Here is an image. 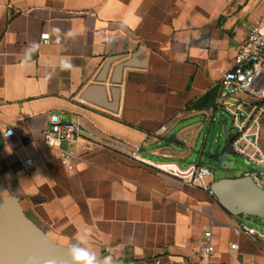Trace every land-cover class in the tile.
<instances>
[{
	"label": "crops",
	"instance_id": "crops-1",
	"mask_svg": "<svg viewBox=\"0 0 264 264\" xmlns=\"http://www.w3.org/2000/svg\"><path fill=\"white\" fill-rule=\"evenodd\" d=\"M263 11L264 0H0V196L55 244L82 240L115 264H264V242L234 231L244 217L154 167L183 169L194 144L211 150L220 72ZM50 115L81 120L73 171L42 142ZM205 159L189 166L212 169ZM218 179L213 170L210 186Z\"/></svg>",
	"mask_w": 264,
	"mask_h": 264
},
{
	"label": "built area",
	"instance_id": "built-area-1",
	"mask_svg": "<svg viewBox=\"0 0 264 264\" xmlns=\"http://www.w3.org/2000/svg\"><path fill=\"white\" fill-rule=\"evenodd\" d=\"M47 34H43L47 40ZM215 109L228 114L232 119V141L228 144L234 153L242 155L247 164H252L254 170L244 173L261 186L262 168L264 172V151L260 144L261 123L264 117V11L257 20L246 39L238 48L235 55V66L220 72V89L215 101ZM223 117L220 115V120ZM12 128H5L3 136L13 134ZM82 136L81 120L65 123L57 115H50L48 126L42 133V142L45 146L55 148L59 152L60 163L69 171L76 167V156L71 146L77 143ZM131 158L144 162L136 151ZM28 163L31 159L27 160ZM156 169L182 179L190 186H198L210 191L208 179L213 170L206 165H191L186 169L180 168L174 162H165L154 166ZM235 233L243 234L254 242H264V229L240 221L234 229ZM232 250L238 249L237 243H231ZM213 251L211 233L204 235L201 253L209 255ZM159 262H157L158 264Z\"/></svg>",
	"mask_w": 264,
	"mask_h": 264
},
{
	"label": "water",
	"instance_id": "water-1",
	"mask_svg": "<svg viewBox=\"0 0 264 264\" xmlns=\"http://www.w3.org/2000/svg\"><path fill=\"white\" fill-rule=\"evenodd\" d=\"M138 54H135L136 57ZM119 57H110L103 67L101 77L98 81H105L111 63ZM130 61H125L116 67L117 75L123 67L130 66ZM113 83L118 81L113 80ZM223 117L217 122L221 127L223 135L222 151L219 147L204 153L202 150L197 153L199 157L207 155L215 165L223 169H231L226 164L229 155L234 154L228 144L233 139V134L224 122ZM168 146L182 151L186 142L179 139L176 133L168 136ZM193 152L192 149L188 154ZM257 172H264L258 168ZM210 190L216 197L219 204L233 216H248L255 220L252 222L260 225L257 218H264V189L258 186L251 177L239 176L234 178H221L214 181ZM67 247L55 244L24 214L19 202L13 197L0 196V264H72L68 256ZM95 264H115L111 261L96 258Z\"/></svg>",
	"mask_w": 264,
	"mask_h": 264
},
{
	"label": "rangeland",
	"instance_id": "rangeland-1",
	"mask_svg": "<svg viewBox=\"0 0 264 264\" xmlns=\"http://www.w3.org/2000/svg\"><path fill=\"white\" fill-rule=\"evenodd\" d=\"M218 114L222 117H226V121L224 122V125L228 127L229 130L232 129V119L228 114L222 113L221 111H218ZM218 120L213 123L212 128L209 132V136L207 139V147L211 150H214L216 147H219V151H222V145H223V135L221 133V127L217 126ZM201 147V144H194L193 145V152H190L187 154L185 159H183V169H186L191 163L196 162L197 160V153L199 152ZM205 163H208L212 169L215 171V177L216 178H234L243 176L246 172H251L254 170V167L252 164H247L245 161V158L242 155H239L237 153L229 155V158L226 162L227 165L231 167V169H223L221 167H218L215 165V163H211L209 159L204 160ZM203 165V164H202ZM210 168V167H209ZM211 169V168H210ZM264 189V181L261 186ZM244 217L247 224L255 226L259 230L264 229V218H257L256 220L260 225H256L252 223L255 219L248 216H242Z\"/></svg>",
	"mask_w": 264,
	"mask_h": 264
},
{
	"label": "clouds",
	"instance_id": "clouds-1",
	"mask_svg": "<svg viewBox=\"0 0 264 264\" xmlns=\"http://www.w3.org/2000/svg\"><path fill=\"white\" fill-rule=\"evenodd\" d=\"M74 35L71 30L67 33L69 37H73ZM66 251L71 258L72 264H95L96 253L85 247L82 240L77 243H69ZM49 264H55V262L50 261Z\"/></svg>",
	"mask_w": 264,
	"mask_h": 264
}]
</instances>
